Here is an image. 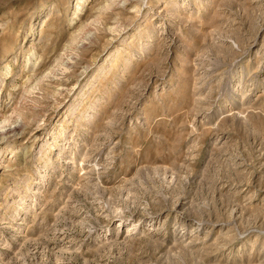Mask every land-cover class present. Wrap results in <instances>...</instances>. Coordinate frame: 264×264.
I'll use <instances>...</instances> for the list:
<instances>
[{
	"label": "rangeland",
	"instance_id": "rangeland-1",
	"mask_svg": "<svg viewBox=\"0 0 264 264\" xmlns=\"http://www.w3.org/2000/svg\"><path fill=\"white\" fill-rule=\"evenodd\" d=\"M0 264H264V0H0Z\"/></svg>",
	"mask_w": 264,
	"mask_h": 264
},
{
	"label": "bare ground",
	"instance_id": "bare-ground-1",
	"mask_svg": "<svg viewBox=\"0 0 264 264\" xmlns=\"http://www.w3.org/2000/svg\"><path fill=\"white\" fill-rule=\"evenodd\" d=\"M11 129H4V130H0V136H5V134L11 133Z\"/></svg>",
	"mask_w": 264,
	"mask_h": 264
}]
</instances>
